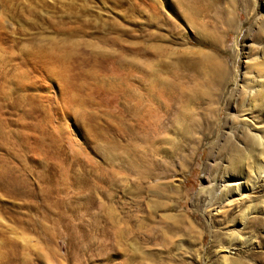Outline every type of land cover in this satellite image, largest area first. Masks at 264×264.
<instances>
[{
  "label": "rangeland",
  "instance_id": "374dc122",
  "mask_svg": "<svg viewBox=\"0 0 264 264\" xmlns=\"http://www.w3.org/2000/svg\"><path fill=\"white\" fill-rule=\"evenodd\" d=\"M263 24L264 0H0V264H264V168L207 184L230 126L264 137V96L230 100Z\"/></svg>",
  "mask_w": 264,
  "mask_h": 264
},
{
  "label": "bare ground",
  "instance_id": "6f19581e",
  "mask_svg": "<svg viewBox=\"0 0 264 264\" xmlns=\"http://www.w3.org/2000/svg\"><path fill=\"white\" fill-rule=\"evenodd\" d=\"M263 25L258 27L259 31L257 34H259V36H254L248 33L243 37V44L245 42L247 43H245V45L247 46H244L247 48L246 53L248 52L246 56L247 66L245 67L243 78L241 79L238 90H235L233 95H231L232 97L230 98L232 103L236 105L237 109L238 102H240L241 107L239 109H241L244 107V104L249 105V102H251L252 100L261 101L264 96ZM202 55L208 60L215 61L214 66L216 68V85L222 86L223 84H225L228 78L227 65L224 62L216 60L211 54L205 53ZM244 111L246 110H239V112L241 113ZM239 123L241 124L229 127V138L231 139L229 153L226 155L220 153L216 154L211 158L210 161L211 170L214 169V176L208 177L207 184L210 186V189H215L216 191L220 190V188H223L222 192L224 194L231 190L225 188V184H230L231 187H234V192H239L240 189L242 187L244 188L245 186V182L242 183L241 181L249 178L250 172L252 173V171H254L256 175L263 173L264 137L259 136L256 133L255 129L251 128L250 125L243 119ZM230 263L235 264V262Z\"/></svg>",
  "mask_w": 264,
  "mask_h": 264
}]
</instances>
